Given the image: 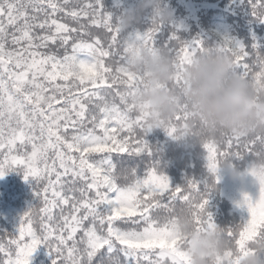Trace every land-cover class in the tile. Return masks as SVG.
<instances>
[{"label":"snow or ice","instance_id":"1","mask_svg":"<svg viewBox=\"0 0 264 264\" xmlns=\"http://www.w3.org/2000/svg\"><path fill=\"white\" fill-rule=\"evenodd\" d=\"M239 3L246 19L264 23V0ZM60 13L78 27L62 23ZM82 16L106 31L92 33L79 23ZM115 20L102 0L83 6L70 0H0V178L21 166L26 180L35 179L36 200L16 232L0 234V264H30L41 245L52 264H190L171 226L176 212L188 207L198 227L216 226L204 199L211 192L207 177L186 176L172 184L159 150L146 139L154 128L145 123L147 113L129 103L143 81L131 67L129 52L137 43L167 51L176 60L178 86L183 62L207 41L232 55L237 71L261 95L264 39L254 32L247 44L226 33L184 39L180 25H174L158 46L161 25L153 20L146 31L133 28L126 35ZM186 121L179 112L158 128L173 139L195 137L209 173L217 171L221 147L228 153L249 147L231 135L218 140L199 126L188 129ZM254 142L264 144V136ZM253 175L258 198L243 192L237 201L249 218L224 228L241 254L264 236V175ZM226 255L212 264H240L232 248Z\"/></svg>","mask_w":264,"mask_h":264},{"label":"clouds","instance_id":"2","mask_svg":"<svg viewBox=\"0 0 264 264\" xmlns=\"http://www.w3.org/2000/svg\"><path fill=\"white\" fill-rule=\"evenodd\" d=\"M158 8L162 22L172 20V11L161 0H146ZM123 26L134 19L122 17ZM131 67L143 76L142 84L129 97L137 111L147 113L145 123L158 128L174 120L179 112L187 116V128L199 126L209 135L222 140L224 135L264 133V94L258 95L251 80L237 71L232 55L213 47H205L190 55L181 66L182 82L177 86L175 58L167 52L149 51L134 45L129 52ZM222 172L235 175L227 161H221ZM264 175V168L259 169ZM180 237L190 264H212L232 248L240 264H264V236L249 242L245 254L237 252L222 227H198L193 211L184 207L171 221Z\"/></svg>","mask_w":264,"mask_h":264},{"label":"trees","instance_id":"3","mask_svg":"<svg viewBox=\"0 0 264 264\" xmlns=\"http://www.w3.org/2000/svg\"><path fill=\"white\" fill-rule=\"evenodd\" d=\"M70 2L83 6L94 0H70ZM131 2L133 7L129 9ZM102 3L106 10L113 13L114 19L116 18L115 26L125 35L133 28L141 32L146 31L152 26V20L155 25H161L156 34L158 46L168 40L173 26L176 25L174 12L176 7H179L180 11L185 10L180 0H161L162 6L170 9L173 14L171 21L162 22L158 18V8L149 6L146 0H102ZM128 14L133 15L134 19L127 26H123L121 18ZM57 18H61L62 23L78 27L75 21L67 18L63 13L57 14ZM79 23L88 25L89 31L94 34L106 31L98 26H92L87 17L82 16ZM253 32L257 37L264 39V23H254L246 19L239 0H222L219 6L205 9L187 26H181L178 35L184 39H191L197 35L214 38L219 33H226L247 44ZM205 43L204 48L211 47L207 45V41ZM158 50L167 52L164 49ZM231 136L245 140L249 147L244 149L233 147L232 153H228L226 147H221V153L215 162L217 168L215 173L208 172L205 150L195 137L173 139L162 128H154L146 136L149 143L159 150L160 165L172 184L182 183L186 176L197 179L207 177V188L211 191L208 197H204L208 200L207 211L212 214L216 226L222 228L238 226L249 218L247 209L238 206L237 201L242 199L243 192L258 198L259 181L253 173L259 175V169L264 168V144L254 142L256 138L264 136V133ZM238 150L245 154L240 157L235 156L233 153ZM221 161H227L235 170V175L222 172ZM19 167V165L14 166L9 172L10 182L14 184L16 191H6L4 194L0 191V234L16 232L23 213L30 205L36 203L35 179L31 178V183L25 188ZM240 230L237 227V232ZM30 264H52V258L43 245L34 252Z\"/></svg>","mask_w":264,"mask_h":264},{"label":"rangeland","instance_id":"4","mask_svg":"<svg viewBox=\"0 0 264 264\" xmlns=\"http://www.w3.org/2000/svg\"><path fill=\"white\" fill-rule=\"evenodd\" d=\"M183 8L185 10L180 11L179 7H176V10L174 11L176 13V19L175 23L176 25L181 26H187V24L196 19L199 16V13L204 11L205 9L209 7H217L222 2V0H180ZM133 7L132 2L129 5V9ZM20 169V175L23 174V181H24V187L27 188L28 185L31 183V178L29 177L27 180L24 178V171L22 170V167H19ZM10 169L6 171V174L0 178V191L4 194L6 191L15 192V186L13 183L10 182V176H9ZM52 258V257H51ZM226 259L227 255L226 252L224 254V257H221ZM235 257H233L234 259Z\"/></svg>","mask_w":264,"mask_h":264}]
</instances>
